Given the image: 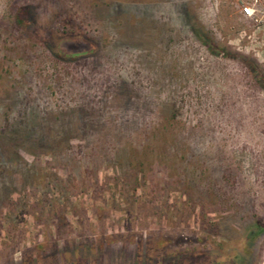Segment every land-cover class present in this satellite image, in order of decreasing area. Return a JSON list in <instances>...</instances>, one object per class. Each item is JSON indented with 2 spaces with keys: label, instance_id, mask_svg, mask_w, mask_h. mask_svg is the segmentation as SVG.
<instances>
[{
  "label": "rangeland",
  "instance_id": "rangeland-1",
  "mask_svg": "<svg viewBox=\"0 0 264 264\" xmlns=\"http://www.w3.org/2000/svg\"><path fill=\"white\" fill-rule=\"evenodd\" d=\"M256 69L264 0H0V264H264Z\"/></svg>",
  "mask_w": 264,
  "mask_h": 264
},
{
  "label": "trees",
  "instance_id": "trees-1",
  "mask_svg": "<svg viewBox=\"0 0 264 264\" xmlns=\"http://www.w3.org/2000/svg\"><path fill=\"white\" fill-rule=\"evenodd\" d=\"M212 51L215 53V54H218V53H225L224 51H221V50H218V49H216V50H213L212 49ZM70 57H75L74 55L73 56H70ZM251 65H252V67L254 68L255 66H254V64H252L251 63ZM255 75H256V77L259 79V81L261 82V84H262V86L264 87V76H263V74H261L259 71H257V69L255 70ZM262 232H264V223H262V222H259V223H257L256 224V226H255V232H254V234L255 235H259V234H261Z\"/></svg>",
  "mask_w": 264,
  "mask_h": 264
},
{
  "label": "built area",
  "instance_id": "built-area-1",
  "mask_svg": "<svg viewBox=\"0 0 264 264\" xmlns=\"http://www.w3.org/2000/svg\"><path fill=\"white\" fill-rule=\"evenodd\" d=\"M255 6L254 4L246 5L243 7V13L249 17H252L255 15Z\"/></svg>",
  "mask_w": 264,
  "mask_h": 264
}]
</instances>
